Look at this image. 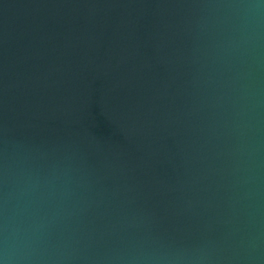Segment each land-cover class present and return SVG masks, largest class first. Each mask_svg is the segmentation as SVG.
Instances as JSON below:
<instances>
[{"label": "water", "instance_id": "water-1", "mask_svg": "<svg viewBox=\"0 0 264 264\" xmlns=\"http://www.w3.org/2000/svg\"><path fill=\"white\" fill-rule=\"evenodd\" d=\"M0 264H264V0H0Z\"/></svg>", "mask_w": 264, "mask_h": 264}]
</instances>
